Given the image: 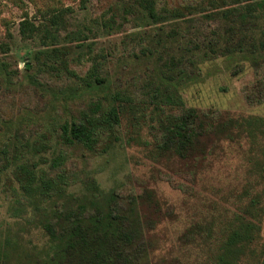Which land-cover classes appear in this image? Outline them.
Segmentation results:
<instances>
[{
  "label": "rangeland",
  "instance_id": "1",
  "mask_svg": "<svg viewBox=\"0 0 264 264\" xmlns=\"http://www.w3.org/2000/svg\"><path fill=\"white\" fill-rule=\"evenodd\" d=\"M22 1L18 7L0 0V147L8 146L12 154L15 147L30 144L42 149L38 158L47 160L65 153L68 170L77 177L67 210L84 209L88 214L105 208L113 194L121 195L125 207L140 214L145 225L148 249L142 264H215L214 240L206 241L195 231L203 222L239 212L248 201L243 196L246 188L253 187L252 195L264 189L259 180L248 181L250 146L245 141L219 144L211 135L202 137L187 158L160 153L156 142L161 131L156 128L157 115L151 119L150 111L162 100L153 98L156 88L173 78L175 85L183 86L188 107L264 117V102L247 100L255 79L251 63L216 55L205 45L206 36H215L223 49L228 44L225 24L220 28L219 22L206 17L209 0H166L183 16L175 21L168 14L163 24L141 26L133 0L39 1L40 8L32 0ZM50 3L48 9L62 12L49 10L44 16L42 9ZM199 3L203 10L191 14L188 6ZM24 20L29 23L25 34ZM215 26L217 35L212 33ZM239 37L235 34L231 40ZM192 49L195 54L189 62ZM205 52L210 57H204ZM96 67L108 84L87 88L84 79ZM186 76L191 78L187 87ZM117 91L128 92L130 102L112 127L103 128L93 148L58 143L59 128L66 122L93 116L97 105V115L110 113L114 99L117 105L120 102ZM26 103L34 107L26 108ZM10 183L8 179L0 193V222L14 223L17 218L12 215L19 213L9 205ZM147 190L154 196L134 205L133 198ZM258 227V255L245 256L240 264H264V215ZM22 230L21 239L34 250L33 264L43 261L50 251L49 239L34 225Z\"/></svg>",
  "mask_w": 264,
  "mask_h": 264
},
{
  "label": "trees",
  "instance_id": "2",
  "mask_svg": "<svg viewBox=\"0 0 264 264\" xmlns=\"http://www.w3.org/2000/svg\"><path fill=\"white\" fill-rule=\"evenodd\" d=\"M9 1L18 7L23 4L22 0ZM39 1L56 0H32L40 8ZM133 1L138 7V15H141L140 20L143 19L139 21V26L144 23L163 24L170 18H167L168 14L173 16L170 19L178 21L177 18L184 14L179 9L170 8L166 0ZM209 2L205 6L206 17L219 22L220 28L225 24L228 44L223 49L215 36L212 38L206 36L208 41L205 45L209 52L216 55L239 57L249 61L255 68V79L247 92V100L251 104L263 103L264 0H209ZM49 5L52 4H48L47 9H42L44 16H49L50 11L62 12V8L48 9ZM188 8L193 15L203 10L200 3ZM55 18L56 14L50 17V21L53 23ZM194 21L195 18L188 21L189 31L194 27ZM28 25L27 20L22 22V33L25 34ZM197 32L200 31L197 29L195 33ZM217 32L215 26L212 33L217 35ZM235 34H240L236 42L231 40ZM196 35L200 36L199 33ZM203 40L205 42L204 37ZM147 49L149 52L152 51L148 45ZM209 52H205L204 57H210ZM194 54L192 49L187 57L189 62ZM179 72H182V69ZM172 79L171 82H167V86L164 84L156 88L153 98L162 100L153 108L150 107L151 119L157 115L156 128L161 131V138L156 142V150L187 158L197 150L204 136L214 135L219 144L223 142L241 144L245 141L250 146L247 156L248 181L251 183L259 180L260 184H263L264 117L256 115L235 117L230 113L214 114L188 107L181 94L183 86L175 85ZM84 82L87 88H102L108 84L107 77L101 74L97 67ZM190 82L191 78L186 76L184 86H189ZM128 94L123 91L115 92V98L120 102L117 105L114 99L115 104L108 114L97 115L100 107L97 105L93 116L87 115L83 119L63 124L59 128L61 132L59 131L58 143L64 147L93 148L103 128L112 127L119 120V111L130 102L127 99ZM25 107L30 109L34 105L26 103ZM29 145L15 147L12 154L8 146L0 147V193L6 188L7 180H11L12 183L9 185L12 189L10 195L12 201L9 205L13 211H19L18 214L12 215L17 218L14 223L0 222V264L35 262L34 250L21 239L22 229L31 225L40 229L51 244L50 251L44 256L43 261H36V264H142L148 245L144 238L145 225L141 215L127 209L123 197L119 194L110 196L105 208L94 209L88 214L84 209L67 210L69 190L77 180L76 175L68 170L67 155L61 153L51 160L38 158L42 149ZM43 145V149H49ZM35 157L38 160H35ZM44 165L50 169L45 170ZM252 188L250 186L243 191V196L248 198V201L242 203L239 212L231 216L221 215L217 220L215 218L208 223L203 222L195 231L206 241L214 240L218 250L215 264H240L245 256L258 255V219L264 215V189L252 195ZM153 196L154 191L147 190L144 195L134 197L132 202L136 205Z\"/></svg>",
  "mask_w": 264,
  "mask_h": 264
}]
</instances>
